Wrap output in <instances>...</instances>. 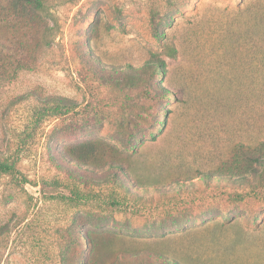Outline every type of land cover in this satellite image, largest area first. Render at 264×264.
<instances>
[{
    "label": "rangeland",
    "instance_id": "rangeland-1",
    "mask_svg": "<svg viewBox=\"0 0 264 264\" xmlns=\"http://www.w3.org/2000/svg\"><path fill=\"white\" fill-rule=\"evenodd\" d=\"M9 6L0 0V264H59V246L82 232L108 257L147 246L184 264H264V171L248 185L186 177L264 142V0H44L38 30ZM152 7L178 9L160 40ZM149 61L161 75L133 82L128 68ZM86 140L187 187L146 193L57 159Z\"/></svg>",
    "mask_w": 264,
    "mask_h": 264
},
{
    "label": "trees",
    "instance_id": "trees-1",
    "mask_svg": "<svg viewBox=\"0 0 264 264\" xmlns=\"http://www.w3.org/2000/svg\"><path fill=\"white\" fill-rule=\"evenodd\" d=\"M10 2L9 11L11 17H14L18 22H26L27 27L32 30H38L40 25L39 12L44 8V0H10ZM176 12L161 16L156 7L151 8L149 24L151 34L155 39L160 40L167 35L166 27L175 19ZM169 50L174 53L176 48L170 46ZM89 59V63L96 66V61L90 57ZM161 69L160 61H149L140 68H135V70L129 67L127 74L133 82H137L146 80V76L158 78L162 73ZM158 90L164 97L169 98V91L166 88L159 86ZM52 98L54 102H58L59 104L63 103L67 106H75L69 98L62 96H53ZM137 117L140 118V116ZM133 123L138 125V120L128 117L127 124ZM164 123V120L153 119L150 121L149 126L160 127ZM55 152L59 161L76 165L82 172H95V168L101 169L107 167L114 179H118L121 176L126 181L128 178L127 183H124L132 184V182H136L145 192L148 191L146 186H153V191L161 192L163 195L169 193L167 185L187 187L185 185L186 182L181 180V176L169 178V174L164 175L159 173L152 176L149 174L140 175L134 172V168L128 158L124 157L116 147L101 140L80 141L68 146L66 152L60 150H56ZM82 165H85L87 168H82ZM8 167L7 164L0 163L1 169H7ZM263 171L264 142H260L256 145H241L239 149L233 152L231 157L223 161L214 171L198 172V175L188 172L186 177L192 178L189 181L192 187H195L194 176L203 179L204 184L209 187L213 185V180H217L219 183L221 181L234 183L240 180L248 185L250 183L249 175L259 176ZM128 173H133V175L128 176ZM129 187L131 185H128ZM136 195H140L139 192ZM174 225L172 228L167 229L166 223H159L157 229L164 235L174 232L181 226V219H178V222L174 223ZM71 241L73 242L72 246L68 244L59 246L57 253L59 264H184L169 254H164L155 248L147 246L121 250L108 257L106 254L100 252L102 243L87 238L85 232L76 233Z\"/></svg>",
    "mask_w": 264,
    "mask_h": 264
}]
</instances>
